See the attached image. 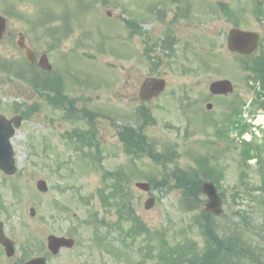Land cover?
<instances>
[{
	"label": "rangeland",
	"instance_id": "rangeland-1",
	"mask_svg": "<svg viewBox=\"0 0 264 264\" xmlns=\"http://www.w3.org/2000/svg\"><path fill=\"white\" fill-rule=\"evenodd\" d=\"M88 1L96 3L99 10L104 9L98 12L89 9L86 17L90 30L100 34L93 31L90 37L94 42L80 62L84 66L81 76L63 73L55 82L56 87L63 84L65 93L76 100L78 109H89L98 115L96 136L101 140L98 153L95 146L83 145L74 134L70 135L75 128L79 131L92 129L84 113L80 115L82 110L68 114L63 120L62 112L48 101L47 96L53 94L35 89L29 81L22 83L0 68V112L7 117L27 116L12 140L18 172L12 177L0 176V183L3 182L0 184V221L5 224L6 233L17 239L19 250L14 259L1 260L0 255V264H13L22 254L48 255L49 264H138L139 260L142 262L150 257L148 243L158 255H161L164 242L177 254L179 247H185L188 242L201 250L205 237L195 226L194 219L200 211L186 212L181 206L178 189L173 185L162 188L158 183L159 187L150 194L135 186L148 178L155 180V184L165 181L176 166L195 170L201 177V170H208L219 184L224 199V216L216 222L224 229L239 226L238 213L243 211L244 226L251 227L255 238L259 233L262 240L256 239L264 244V169L259 167L260 158L264 164V124L260 125L264 123V112L261 103L259 106L250 103L254 95L249 83L253 84L251 78L257 74L248 69L253 61H241L227 51L226 37L233 20H225L223 12L222 16L218 12L217 3L223 0H181V4L186 5L181 7L180 20L170 23L178 37L174 55L157 50L164 55V64L159 66L160 76L167 79L168 87L160 98L149 103H143L138 93L143 80L153 74L154 62L145 57L146 46L141 37L133 38L128 44L125 30L113 22L119 15L117 21L125 27L132 15L141 18L144 14L139 10L142 9L135 4L141 0ZM149 3L150 0H145L143 4ZM166 3V19L177 21L175 5L178 2L167 0ZM247 3L249 13L244 26L255 27V4ZM107 11L112 13L113 19L108 20ZM135 13L138 14L135 16ZM159 24H144L143 29L157 40L166 34L157 31ZM11 25L17 26V19ZM211 41L217 46L211 51L213 54L208 55L202 46L205 42L209 47ZM115 46L117 49L113 48ZM0 55L9 61L15 59L6 44H0ZM204 63L209 67H203ZM61 64L72 67L75 63L62 60ZM226 73L233 75L229 77L235 80L237 91L244 92L241 117L244 122L251 123V119L255 122L253 128L244 133L239 131L237 116L231 111V106L237 107L238 103H227L229 99H209L210 84L227 76ZM78 79L83 81L82 85ZM209 102L213 104L212 110H207ZM249 105L251 114L248 115ZM144 112L148 116L146 119H143ZM124 123L141 127L154 150L146 145L144 155L142 152L140 155L126 153L118 136V128ZM217 128L228 131L230 137L219 136ZM254 138L263 143V151L252 150L246 157L242 154L243 143ZM168 148L175 153H171L164 167L147 154L164 153ZM258 154L259 160L255 158ZM209 157L208 163L198 161ZM116 172L121 173L120 176H115ZM114 176L153 234L151 239V234L137 237L136 248H128L123 243L133 239L128 240L125 234L130 224L120 219L117 207L120 197L110 196L109 186L114 183L111 179ZM40 179L48 183L47 194L36 188ZM152 195L157 202L147 210L144 205ZM31 208L36 209L34 217ZM121 222V231L111 228ZM50 234L73 237L77 245L73 250H64L58 257H52L47 252ZM160 259L161 256L157 263Z\"/></svg>",
	"mask_w": 264,
	"mask_h": 264
},
{
	"label": "flooded vegetation",
	"instance_id": "flooded-vegetation-1",
	"mask_svg": "<svg viewBox=\"0 0 264 264\" xmlns=\"http://www.w3.org/2000/svg\"><path fill=\"white\" fill-rule=\"evenodd\" d=\"M30 1L33 3L27 2V0H0V18L6 19V29L0 43L6 44L15 60H19L21 67H24V61L27 62L32 73L44 72L38 65V60L42 56H47L52 65L51 75L63 73V71L73 74L74 71L82 70L83 64L80 62L87 52V30L83 14H69V6L62 3L56 5L51 2L41 5L35 0ZM228 2V8L232 9L234 0H228ZM243 8L244 4L241 9ZM243 11H241L242 15ZM15 16L18 17V25L14 27L10 24L11 19H14ZM19 42L34 52V62L27 60V52ZM232 55L242 57L237 54ZM62 60L75 64L72 67L67 64L63 66ZM50 79L51 82L55 81L53 77ZM34 87H36L35 83ZM235 101V103H244V92L237 93ZM7 235L14 242V247H17V239ZM5 251V248L0 245L1 260L14 258L16 253L7 257ZM19 262L18 260L15 263L19 264Z\"/></svg>",
	"mask_w": 264,
	"mask_h": 264
},
{
	"label": "trees",
	"instance_id": "trees-1",
	"mask_svg": "<svg viewBox=\"0 0 264 264\" xmlns=\"http://www.w3.org/2000/svg\"><path fill=\"white\" fill-rule=\"evenodd\" d=\"M260 77L263 81L264 75L261 74ZM135 141L134 146L137 148V152H144L145 146L148 144L143 135L136 134ZM149 148L151 147L149 146ZM147 154L156 163L164 166L171 159V153L168 156L153 152ZM201 172L203 177L195 170L181 169L176 166L168 173L169 179L158 181L162 187H172L173 185L175 189L180 191L181 206L186 212L200 211V214L197 215L198 218H194L196 219L195 226L202 230L205 237L204 246L201 250H198L192 242H188L185 247L180 246L178 254L171 251L175 249L168 248L167 252L162 251L161 255L158 256V260L161 256L158 264H264V244L261 245L255 239L250 238L251 227H244L243 211L238 213L240 225L231 226L229 230L220 226L212 214L203 211L202 182L207 178L214 180L215 178L208 170L202 169ZM135 221L136 226L133 228V233H148L146 227L137 217ZM258 236L262 240L259 233Z\"/></svg>",
	"mask_w": 264,
	"mask_h": 264
},
{
	"label": "water",
	"instance_id": "water-1",
	"mask_svg": "<svg viewBox=\"0 0 264 264\" xmlns=\"http://www.w3.org/2000/svg\"><path fill=\"white\" fill-rule=\"evenodd\" d=\"M232 37V38H231ZM229 46L233 51L250 52L247 51L246 45L251 43V34L246 32H241L235 30L231 33ZM244 42V50L241 48L240 44ZM213 90L217 91L220 89H228L230 84L228 82H220L216 83L213 86ZM165 88V82L157 79H147L141 89V96L144 99H152L155 96H158L159 93ZM20 119L16 121V126H19ZM0 126L3 129H0V141L3 143L4 153L0 154V168L4 170L7 174H14L16 171L15 160H14V152L12 150L10 144V138L14 134V129L11 126V123L6 121L3 117L0 119ZM7 128V130H5ZM137 186L145 191L150 189V185L148 183H138ZM38 187L42 191H46V183L44 181H40ZM203 192L208 196L209 200L207 202L206 208L208 211H211L217 215L222 213V199L218 193L216 186L213 183H204L203 184ZM155 202L154 198H151L146 203V208L150 209ZM32 213L35 214V211L32 209ZM0 242L7 244L5 238L3 236L2 228L0 230ZM75 245V241L73 239L66 238H58L56 236L49 237V248L54 254H58L63 247L72 248ZM26 264H46V259L43 257L32 259Z\"/></svg>",
	"mask_w": 264,
	"mask_h": 264
}]
</instances>
